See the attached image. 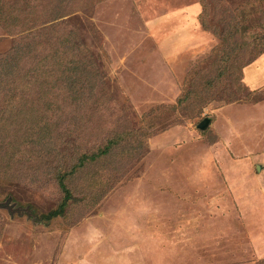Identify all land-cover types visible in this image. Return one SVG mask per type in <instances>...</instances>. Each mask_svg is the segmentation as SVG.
Instances as JSON below:
<instances>
[{
	"label": "rangeland",
	"instance_id": "374dc122",
	"mask_svg": "<svg viewBox=\"0 0 264 264\" xmlns=\"http://www.w3.org/2000/svg\"><path fill=\"white\" fill-rule=\"evenodd\" d=\"M32 2L0 0L26 17L0 21V70L76 37L84 89L4 78L0 264H264V0Z\"/></svg>",
	"mask_w": 264,
	"mask_h": 264
},
{
	"label": "trees",
	"instance_id": "16d2710c",
	"mask_svg": "<svg viewBox=\"0 0 264 264\" xmlns=\"http://www.w3.org/2000/svg\"><path fill=\"white\" fill-rule=\"evenodd\" d=\"M37 1H40V0H33L32 3L36 4ZM71 3H74V0H58V5L56 6V8L52 10V16H53L52 22H60V20L65 17V11L71 6ZM8 13H10L8 19L4 18ZM27 14L29 15V13ZM23 17L21 13H19V11L4 12V6L0 5V21L7 20L8 24H12V23L16 24L20 22L19 18L23 19ZM40 17L41 16H39V18L35 17V19L39 21ZM236 27H237V32H238L239 31L238 24H236ZM41 29H43L42 31L44 32L46 27L41 28ZM231 34H233L232 36H234V33H231ZM45 35L46 34H43V37ZM33 37L34 38L40 37V33L33 35ZM57 41H58L57 50L56 51L54 50L51 53V55L47 56L46 59L49 60V64H47L46 67L39 66L41 62H38L36 66L32 65V68L26 69L24 67L25 58H24L23 52L25 53L28 51L32 52L33 44L26 45L24 46V48L21 46L22 48H18L15 55L9 54V57H7L4 60V62L1 61L3 68L0 70L1 71L0 72V87L4 85V78L6 74H9L11 78L10 84L17 86V87L18 86L23 87L24 89H29L31 88L32 85L37 86L38 84H44V83L49 84L51 81L55 86L61 84L66 88L70 87V88L76 89L78 86H80L79 89L82 91V89H84V84H83L84 74L82 73V71L85 70V68L83 64H81V62L75 60V58H77L80 55V54H75V49H76L75 47L78 46V42H76V37H75V41L69 40L68 38L62 41V37H57ZM2 71H3V75H2ZM60 72L62 74V77H59ZM223 73L224 71H222V74ZM90 82H94V79L92 77L90 78ZM77 92H79L78 89L75 92V95L77 94ZM82 97H83L82 95L79 96L78 100L82 101ZM190 98H191L190 94H187L183 99L179 100V105H182L184 104V102L189 101ZM12 114H13V111H11V116ZM11 125L12 124L9 122V120H6L4 119V117H2L0 120V131L8 135L10 133V128H12ZM25 145H26L25 143L20 142V144L17 146L23 147ZM17 146H15V144L13 146H11V144H8L6 148H4V153H5L4 157L6 158L2 157V161H5L6 163H10L12 162V160L17 158L18 157L17 151H14L15 149H13ZM0 150H2L1 147H0ZM18 150H19L18 153L24 154V150H21L20 148H18ZM22 158L23 157L19 156L16 162L22 163ZM84 166L86 165L83 164V168ZM14 174L15 172L9 173L7 180ZM4 175H7V172H5ZM68 180L69 179L66 180V177L60 179V187H61L62 192L65 195L64 196L65 198H64L63 203L60 205V207L57 210L50 212L48 215L44 217V219H46L47 221H51L65 214L66 209L69 205L68 203L71 202L72 200V192L68 186Z\"/></svg>",
	"mask_w": 264,
	"mask_h": 264
},
{
	"label": "water",
	"instance_id": "95a60500",
	"mask_svg": "<svg viewBox=\"0 0 264 264\" xmlns=\"http://www.w3.org/2000/svg\"><path fill=\"white\" fill-rule=\"evenodd\" d=\"M209 124V121L205 120L201 125L200 128L204 129ZM0 209H7L10 212L13 209V206L11 205V201H8L7 203H0Z\"/></svg>",
	"mask_w": 264,
	"mask_h": 264
}]
</instances>
